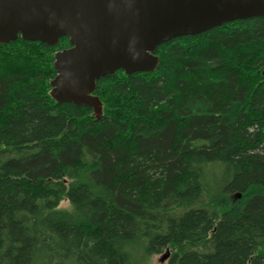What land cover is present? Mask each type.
<instances>
[{"label":"trees","instance_id":"1","mask_svg":"<svg viewBox=\"0 0 264 264\" xmlns=\"http://www.w3.org/2000/svg\"><path fill=\"white\" fill-rule=\"evenodd\" d=\"M69 47L0 45V264H264V17L99 79L100 118L50 95Z\"/></svg>","mask_w":264,"mask_h":264},{"label":"water","instance_id":"2","mask_svg":"<svg viewBox=\"0 0 264 264\" xmlns=\"http://www.w3.org/2000/svg\"><path fill=\"white\" fill-rule=\"evenodd\" d=\"M255 17H264V0H0V45L22 38L54 48L68 38L54 53L50 95L100 118L99 79L153 73L160 45Z\"/></svg>","mask_w":264,"mask_h":264},{"label":"rangeland","instance_id":"3","mask_svg":"<svg viewBox=\"0 0 264 264\" xmlns=\"http://www.w3.org/2000/svg\"><path fill=\"white\" fill-rule=\"evenodd\" d=\"M235 199V196H231ZM70 202L67 199H64L59 208L61 209H70ZM171 255V251L167 250L161 255H155L151 258L149 264H169V258Z\"/></svg>","mask_w":264,"mask_h":264}]
</instances>
